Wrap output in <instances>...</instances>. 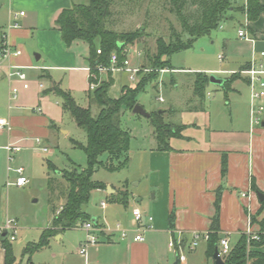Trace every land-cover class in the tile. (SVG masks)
Returning a JSON list of instances; mask_svg holds the SVG:
<instances>
[{"label": "rangeland", "instance_id": "374dc122", "mask_svg": "<svg viewBox=\"0 0 264 264\" xmlns=\"http://www.w3.org/2000/svg\"><path fill=\"white\" fill-rule=\"evenodd\" d=\"M3 1L5 5L8 4V0ZM68 1L74 3L87 2V0ZM239 1L242 2V0ZM30 2L31 0H18L17 8H22L24 12L29 14L27 18L33 21L35 25H39L41 23L40 14L30 13L33 7ZM166 4L167 0H114L111 6L113 13L109 18V28L120 32L143 27L145 31V34L138 41L126 48V58H129L132 64L143 63L149 70L148 56L155 53L156 38L161 36L168 39L169 24L179 28L174 16L169 13ZM13 9H15L13 6L9 7L10 13ZM4 10L7 12L8 6ZM240 19L241 15H237L235 20H229L222 24V26L224 24L226 26L224 29L219 27L210 34L197 38L191 48L174 53L169 57L164 56L162 59L169 60L170 67L177 70L158 73L157 78L147 82L144 89L137 94V103L146 112H159L160 109L170 107L178 109V114L173 118L171 117L175 120H165L183 124V137H180L181 140L172 139L174 146L190 149L197 144L190 139L193 135L206 136L212 128L219 129L217 132L221 134H231L235 132L236 127L247 133L249 120L246 102L249 94L247 86L241 79L236 80L242 88L238 90V93L230 91L225 95L219 85L212 83L207 85L203 99L205 112H199L201 120H192L193 113L184 109L192 94L191 79L194 72H203L204 69L213 67H223L225 64L232 62L229 53L224 48V36L221 33H237L236 23ZM32 44H34L32 39L26 40V47L30 54L33 49ZM87 49L88 45L85 42L71 45V50L76 54H80L79 63L82 56L87 53ZM137 51L142 52L140 59L136 55ZM219 55L222 57L219 58ZM33 64H38V62L33 61ZM180 69H190L192 73ZM37 72L33 69L26 72L28 89H23L22 82L17 83L16 79L11 82L7 81L0 73V117L9 120V115L15 112L25 116L29 115L28 118L22 120L19 126L22 131L21 150L9 161L6 152L0 149V155L5 154V157H1L0 160L2 171L0 211L3 212L7 208L9 216L16 219L19 228L16 239L11 242V247L15 260H22L23 262L28 258L27 255L23 254L24 246L29 240H37L40 231L51 224L52 206L57 211L64 200L63 191L66 188V182L59 171L70 170L73 167L80 170L87 166L84 151L71 143V139H75L84 144L86 141L84 130L76 125L70 113L62 110L60 96L54 92L43 93L49 87L47 83H43L44 87L42 88L38 87L40 82L36 77ZM207 74L222 76L217 72H208ZM56 75L60 87L68 90L78 105L82 107L89 106L87 98L89 82L84 71L58 70ZM143 75L144 73L141 70L136 76V81L131 84L135 85ZM14 86L17 88L18 93L16 98L12 100L9 91ZM207 92H210L209 96ZM39 103L43 114L32 111V108L37 107ZM98 110L99 108L95 104H90V111L93 116L97 114ZM37 116H42L45 119L37 118ZM204 117L206 120H203ZM262 117H264V112ZM231 118L236 120H231ZM196 122L201 123L200 131L195 129L194 124ZM10 126H12L11 123ZM121 126L127 129L132 136L128 153L129 162L126 167L112 172L101 165H97L92 179L103 182L105 189H94L91 192L89 201L84 206L85 211L101 218L105 212L102 209L101 201H106L108 206L111 204L106 199L107 186L112 185L118 188L127 183L128 190L141 199L138 206L142 211L148 209L147 204L152 201L154 195V192L146 187L147 177L150 175L152 165L148 160L147 150L145 149H148L155 142L151 135L150 121L147 117L134 115L129 113L128 110H124L121 113ZM35 138H39L41 144H36L34 142ZM42 146L47 148L46 152L39 149ZM98 159L103 162L106 161L107 154H101ZM47 160L51 162L55 170L48 168ZM8 167L10 170L7 169ZM18 167L24 169V176L27 178V182L23 186H16L12 183L18 177V174L14 172ZM6 181L11 182V184L7 185ZM115 226L116 224L113 223V227ZM64 232L63 238L57 239L56 236H53L49 239L48 247L40 251H34L30 255V257H33L31 261H45L48 264H62L63 262L65 264H84L83 258L76 250L86 238L85 228L78 225ZM80 237L83 238L81 242H79ZM235 239L236 236L229 239L230 245L234 243ZM205 246L206 241L200 240L193 252H186L187 264H212L211 258L205 259ZM159 253L161 257L166 255L168 261L173 262L175 259V255L162 244ZM164 262L166 264V261Z\"/></svg>", "mask_w": 264, "mask_h": 264}, {"label": "crops", "instance_id": "0c3cea01", "mask_svg": "<svg viewBox=\"0 0 264 264\" xmlns=\"http://www.w3.org/2000/svg\"><path fill=\"white\" fill-rule=\"evenodd\" d=\"M243 2L245 0H242ZM260 2L264 5V0H260ZM30 3L33 6L32 12L30 13L40 14L41 23L39 25H35L33 21L29 20L27 18L29 14L24 12L22 8H17L18 0H8L7 5H5L3 0H0V14L2 13L0 15V35L3 33L6 34L9 44L14 48L21 49L19 56L10 57L7 61H2L0 58V73L2 76L7 80L4 70L7 62H9L24 66L25 73L31 69L38 71L36 77L40 82L38 83L39 88L44 87L43 83H47L49 87L53 83H58L56 75V71L58 70H82L85 72V77L88 78V63L86 59L88 49L79 63L78 59L80 58V54H76L71 50V45L79 42L83 43V41H74L67 47L62 41L60 32L55 25V19L58 14L63 9L71 8L76 3L69 2L68 0H31ZM6 6H8L7 12L4 10ZM10 6L15 8L12 10L13 13L9 11ZM20 11H23L25 14L18 15L15 19L14 13ZM14 21L18 23V27L8 28L7 24L9 25ZM236 24V31L239 27H245L254 37V43L239 39L236 32H222L221 35L224 36L223 45L229 53L232 62L225 64L223 67L204 69L203 72L206 74L208 72H217L222 75L218 77L225 79L231 73L241 71L244 69V66H248L255 52L264 50V12L254 21H249L245 15H241V19ZM220 27L224 29L226 26L224 24ZM28 39H32L34 43L32 44L33 49L31 54L26 47V40ZM137 52L140 53L139 56L136 54L140 59L142 52ZM127 59L129 60V58ZM33 61L38 62V64H33ZM129 66L131 68H139L140 71L141 69H147V66L143 65V63L132 64L130 60ZM169 70L177 69H164L163 71H159V74ZM180 70L192 73L190 69ZM145 72L147 71H143V73ZM241 76L242 78L240 79L247 86L246 78L242 74ZM113 78L114 84L110 87V96L112 97H118L124 85L134 86V84H131L132 81L129 80L128 73L124 70L113 72ZM16 80L18 81L17 83L22 82L23 88V84L26 81ZM192 82L193 77L191 79V89ZM28 88L29 86L23 89ZM239 89L242 88L235 80L231 83V88L228 92L238 93ZM207 95L209 96L210 92H207ZM248 99L249 96L246 102L249 120L247 133L240 131L238 127L231 134H221L217 132L219 129L212 128L206 136H201L200 134L193 135L190 139L197 144L190 149H186L172 144V139H182L180 138L182 136V130L180 135L169 139L171 149L160 150L157 149L156 141L151 132L155 142L148 149H145L147 150L148 160L152 165L150 175L147 177L146 187L153 191L154 195L152 201L147 204L148 209L140 210L138 204L141 199L137 198L128 190L127 183L122 184L118 188L111 185L110 188H114L111 194L117 193L119 190L127 189L129 193L128 202L126 205H122L119 202L110 201L111 204L108 206L106 201L102 200L101 202L105 203L104 206L101 205L102 209L105 210L102 218L86 211L90 216V221L91 218L95 219V223L91 222L98 229V241L95 245L89 246V251L87 249L86 255L80 254L77 248L76 252L83 258L84 264H164V261H166V264H172L173 262L168 261L166 255H162V257L159 255L161 244L167 247L168 240L171 236L183 238L187 242L190 240L193 232L209 231L211 219L215 214L214 202L218 193V235L220 238L226 237L229 240L231 237L236 236L237 239L241 232H245L248 225H251L254 231H258V226L252 224L250 220L251 216L259 208L256 191L251 188V180L255 183L258 191L264 193V125H262L264 117L260 125L251 127ZM204 108L203 102L200 104L198 99L194 98L192 94L184 107V109L193 113L192 120H201L199 112H205ZM160 110L163 112L164 120H175L172 118L178 114L176 107ZM32 111L42 113L40 103L37 107H33ZM129 113L134 114L132 111H129ZM28 116L20 114L19 112L9 115L8 122L10 121L12 126L10 131L3 130L0 132V139L2 141L0 146H4L8 142H14L20 145L22 142V131L19 126L22 120L28 118ZM37 118L45 119L42 116H37ZM204 119L206 120L205 117ZM231 120L236 119L231 118ZM194 125L195 129L200 131L201 123L196 122ZM1 157L4 158L5 154L0 155V160ZM223 158L226 161L224 174H222L221 166ZM1 175L2 171L0 168V182ZM7 182L9 181H6V184ZM1 188L0 183V195ZM242 193H245V196H242ZM109 195L107 192V201ZM63 202L64 200L61 205ZM134 209H138L153 217L151 228L144 232L143 241L135 242L132 239L134 228L136 227L132 215ZM8 211L7 208L3 212L0 211V225L6 218H13L9 216ZM170 213H173L172 228H169L168 225V216ZM109 218L111 219L109 220ZM112 222L116 224L115 227H113ZM117 225L129 231L126 237L121 236L120 231L116 228ZM66 230L68 229L58 232L55 235L57 239L63 238L64 231ZM82 239L80 237L79 242ZM30 241L36 240L32 239L28 242ZM48 246L49 243L46 247ZM258 250L264 252V246L258 248ZM204 255L207 260L208 257L205 251ZM31 259L33 257H30L29 261L26 260L25 262L15 260V264H48L45 261L34 262ZM211 260L212 264H214L213 258ZM187 261L186 257V260L182 263L187 264ZM0 264H4V248L2 247L1 241ZM62 264L65 263L63 262ZM178 264L181 263L178 261Z\"/></svg>", "mask_w": 264, "mask_h": 264}, {"label": "trees", "instance_id": "16d2710c", "mask_svg": "<svg viewBox=\"0 0 264 264\" xmlns=\"http://www.w3.org/2000/svg\"><path fill=\"white\" fill-rule=\"evenodd\" d=\"M113 3L114 0H87L86 3H76L71 8L63 9L55 19L56 28L67 47L74 41L87 43L86 59L89 73L93 74L88 76V82L94 83L95 87L87 90L89 100L87 107L78 105L70 92L62 89L58 83H53L43 93L54 92L60 96L62 110L70 113L76 125L84 130L85 143L75 139H71V143L84 151L87 166L80 170L73 167L70 170L59 171L66 182V188L63 191L64 202L57 211L52 206L53 216L50 226L42 229L36 241H30L24 246L23 254L28 256V261L34 251L46 247L49 239L61 230L90 221L84 206L94 189L105 188L103 182L92 179L97 165L111 172L127 166L131 134L121 126V113L124 110L132 111L137 103V94L144 89L147 82L157 78L160 69H172L169 60L162 58L191 48L197 38L210 34L226 21L235 20L237 15H245L249 21H254L264 12V5L260 0H245L243 3L239 0H167L166 7L174 16L179 28L169 24L168 39L161 36L156 38L155 53L148 56L151 71L144 73L133 87L124 85L118 97H112L110 87L114 84L113 72L110 70L99 72L96 70L97 66L110 68L113 53L117 55V65L121 66L126 59L127 46L138 41L145 34L143 27L120 32L109 28ZM240 78L242 76L239 71L231 73L225 78L222 90L227 93L231 83ZM209 83V75L205 72L193 73L192 95L200 104L203 102ZM91 103L99 108L95 116L90 111ZM162 113L151 112L148 119L157 149L169 150L171 149L169 139L180 135L183 125L165 121ZM103 153L107 154V160L104 162L98 159ZM46 164L50 170H55L48 160ZM221 166L222 174H224L225 158L222 159ZM251 188L259 192L253 180H251ZM128 198L127 189L108 196L109 201L119 202L122 205L127 204ZM214 207L215 214L211 219L206 241L205 254L208 258H212L220 240L218 235L219 193L216 195ZM250 220L252 224L258 226L259 238L247 242L246 234L241 232L231 244L230 251L223 256L224 264H264V252L258 250L264 246V197L259 201V208ZM168 225L169 228L173 227V213L168 216ZM1 244L4 248V264H15L11 242L5 239L1 240Z\"/></svg>", "mask_w": 264, "mask_h": 264}, {"label": "built area", "instance_id": "2783aa9c", "mask_svg": "<svg viewBox=\"0 0 264 264\" xmlns=\"http://www.w3.org/2000/svg\"><path fill=\"white\" fill-rule=\"evenodd\" d=\"M23 11L18 13H14V18L18 15H24ZM16 28L18 27V23L16 21L12 22L8 25V28ZM237 36L239 39L244 41H249L254 43V37L246 30L245 27H239L237 30ZM126 51V50H125ZM98 52H100L98 50ZM21 54V49L12 47L7 41L6 34L0 35V58L2 61L9 60L10 57L19 56ZM139 56L140 53L136 52ZM222 56L219 55V58ZM99 72H104L106 70H110L112 72L124 70L128 73L129 80L132 82L136 81V76L140 72L139 68H131L129 66V60L126 58L123 60L122 65H117V55L113 53L111 55V65L110 68H106L103 66H97L96 68ZM142 71H149L148 69ZM164 69H160L159 71H163ZM5 76L9 82L13 79H19L22 81L27 80L26 73L24 71V66L16 65L7 62L4 70ZM246 78L248 90H249V119L251 127L256 125H260L262 122V115L264 112V50H260L255 52L252 55L251 60L249 61V65L243 70L239 71ZM88 76H93V74L89 73ZM94 83H89V88H94ZM28 83L25 82L23 84V88H27ZM18 90L16 87H11L10 89V98L15 99L17 96ZM11 126L7 119L0 118V132L3 130L10 131ZM34 142L36 144H41V140L39 138H35ZM7 154V159L11 161L14 158V155L21 150V146L14 142H8L4 146L0 147ZM42 152H46V147H39ZM10 170V168H7ZM16 174H18L17 179L12 182L16 186H23L27 182V178L24 176V169L22 167H18L14 170ZM7 184H11V182H7ZM245 196V193L241 194ZM101 205L104 206L105 203L101 202ZM133 218L136 223V227L134 228L133 241H143L144 240V232L148 231L151 228V222L153 217L151 215L145 214L138 209H134L132 212ZM250 222V221H249ZM85 228L87 235L83 242L80 243L78 248V252L82 255H86L88 246L95 245L98 241L97 236V228L91 221H86L82 224ZM18 225L14 218H6L3 223L0 225V241L3 233H7L6 239L10 242L16 239V234L18 232ZM122 237H126L128 235V230L120 228L119 225L116 227ZM247 236V242L250 240H257L259 238L258 232L254 231L251 228V225H248L247 229L244 232ZM208 231L207 232H198L195 231L192 233L189 241H184L183 238H175L171 236L168 240V250L172 252L175 257L178 258L179 262H183L186 260V252H190L196 249L200 240L207 241L208 239ZM230 242L228 238L223 237L220 238L218 243V255L223 258L230 251Z\"/></svg>", "mask_w": 264, "mask_h": 264}, {"label": "water", "instance_id": "95a60500", "mask_svg": "<svg viewBox=\"0 0 264 264\" xmlns=\"http://www.w3.org/2000/svg\"><path fill=\"white\" fill-rule=\"evenodd\" d=\"M209 82L212 83V84H216V85H219V86H223L224 82H225V79L222 78V77H218L214 74H209ZM132 112L134 114H139V115H142L144 117H150V113L149 112H146L142 106H140L138 103H136L134 105V107L132 108ZM159 112H161V110H159ZM262 125H264V122L262 123ZM107 192L109 194L113 193V190L110 188V186H107ZM257 194V197H258V200H262L263 197H264V193L262 192H256ZM91 221L93 223H95V219L94 218H91ZM7 237V233L4 232L3 233V236L1 237V240H5ZM213 260H214V264H224V261L222 260V258L218 255V250L217 248L214 250V253H213V256H212ZM172 264H178V258L175 257L174 261Z\"/></svg>", "mask_w": 264, "mask_h": 264}]
</instances>
